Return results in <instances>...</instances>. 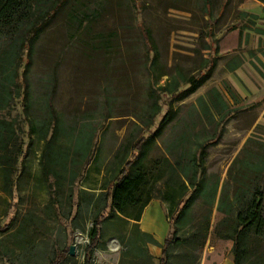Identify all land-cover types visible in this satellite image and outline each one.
<instances>
[{
	"label": "rangeland",
	"instance_id": "374dc122",
	"mask_svg": "<svg viewBox=\"0 0 264 264\" xmlns=\"http://www.w3.org/2000/svg\"><path fill=\"white\" fill-rule=\"evenodd\" d=\"M0 91V264H84L103 211L92 264H162L105 207L143 138L129 212L161 202L167 264H264L256 229L235 243L264 194V0H0Z\"/></svg>",
	"mask_w": 264,
	"mask_h": 264
},
{
	"label": "trees",
	"instance_id": "16d2710c",
	"mask_svg": "<svg viewBox=\"0 0 264 264\" xmlns=\"http://www.w3.org/2000/svg\"><path fill=\"white\" fill-rule=\"evenodd\" d=\"M158 59L157 56H155L153 61V67L150 72V74H154V70L156 68V63ZM164 76V75H161ZM202 79L198 80H192L189 82L190 88L185 90L184 92L180 93V96H185L188 93H193L199 88V85L201 83ZM10 99L9 93H6L5 91H0V110L3 109V104L7 102ZM3 103V104H2ZM147 141V139L143 138L140 141H138L134 146L135 152L132 155V157L129 159V162H127L120 172V176H118L110 186L106 190V198H105V207L106 209L110 208L113 211H117L119 214L125 216L128 219H133L137 222H140L142 219L143 212L145 211V208L150 205L151 199H148L144 202V204L140 207V209L137 212L129 210L131 208H136L140 203L141 198V192L143 188V179L142 177H133L131 175V170L133 167L139 162L138 158L143 150V144ZM0 150V166L4 165L2 167V171H5V165L7 166L8 163L6 161H10L13 163V160L6 155L1 154ZM5 160V161H4ZM258 168V167H257ZM7 172V171H6ZM191 185L195 184L194 181L190 182ZM264 194L259 191L256 193V196L254 200H252L250 203L247 204L245 211L240 213L238 216V220L241 221V224L244 227V230L238 233V236L236 237L235 243L236 247L239 249L241 247V240L244 234H246V231H251L256 229L258 232V235H261L264 240V209H263V199ZM173 206H177V209L180 207H184L191 202V200H188V203L185 205L183 202H176L175 200L171 201ZM183 208V209H184ZM182 209V210H183ZM109 217V214L106 213V211H103L101 215H99L95 222L93 229L91 231V243L86 251V256L84 259V264H92V258L91 255L95 248H97L99 240L101 238V228L103 225V222L106 221ZM149 235V233H145ZM176 242V241H175ZM154 244H158L156 241L153 240ZM174 242L170 241L169 239H166L163 243V249H162V255H161V262L162 264H167L169 261V250L174 246ZM240 250V249H239ZM69 255V250L64 251L61 253L60 256L57 257V259L53 262V264H61V262L67 258ZM238 264H240V252L238 251Z\"/></svg>",
	"mask_w": 264,
	"mask_h": 264
},
{
	"label": "crops",
	"instance_id": "0c3cea01",
	"mask_svg": "<svg viewBox=\"0 0 264 264\" xmlns=\"http://www.w3.org/2000/svg\"><path fill=\"white\" fill-rule=\"evenodd\" d=\"M159 210H160L161 215H165V212H164V209H163L161 202L152 201L151 204L148 205L145 208V211L143 212L142 219L140 221V226H141L142 232H145V233L147 232V233H151V234L155 235L157 238V241L159 243H161L162 241L166 240V238L163 239V236L160 235L159 231H156L153 228H151L152 225H157V223H158L157 217H155V216ZM159 254H160V252H159Z\"/></svg>",
	"mask_w": 264,
	"mask_h": 264
},
{
	"label": "water",
	"instance_id": "95a60500",
	"mask_svg": "<svg viewBox=\"0 0 264 264\" xmlns=\"http://www.w3.org/2000/svg\"><path fill=\"white\" fill-rule=\"evenodd\" d=\"M69 255L70 256H75V248H74V246L71 247V249L69 251Z\"/></svg>",
	"mask_w": 264,
	"mask_h": 264
}]
</instances>
